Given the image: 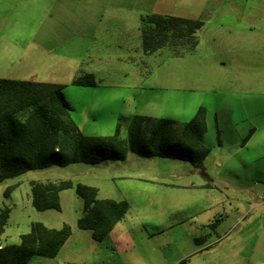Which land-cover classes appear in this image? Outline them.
<instances>
[{"label": "rangeland", "instance_id": "rangeland-1", "mask_svg": "<svg viewBox=\"0 0 264 264\" xmlns=\"http://www.w3.org/2000/svg\"><path fill=\"white\" fill-rule=\"evenodd\" d=\"M53 1L29 0L24 5V0H18L19 8L10 15L33 17L38 24L45 16L43 8ZM167 3L165 0L158 14L203 22L193 53L175 56L168 49L145 53L141 16L139 21L133 18L122 23L119 31L100 32L90 48L89 42L87 46L78 38L51 53L37 48L36 63L13 68V75L64 84L71 116L86 135H112L121 123L126 137V118L134 114L185 122L205 106L208 129L204 142L210 153L203 165L213 180L210 187H214L198 188V199L212 203L223 214L232 210L234 216H243L244 235H249V243L258 241V255L244 241L241 258L264 264V0ZM3 10L0 7V13ZM7 14L4 10L0 21ZM53 22H57L55 17ZM86 49L91 55L98 49L101 55L84 58ZM88 70L94 71L98 84L73 85V79ZM194 169L188 160L130 151L125 159L52 165L7 178L0 181V211L9 209L10 217L0 244L19 243L20 235L33 222L51 228L67 223L73 233L59 254L55 258L35 255L28 264H176L178 257L196 249L194 240L189 241V227L176 224L183 212L174 207L178 198L185 203L188 199L177 184L207 181ZM66 179L97 187L101 199L128 201L133 242L124 249L114 248L110 241H96L92 231L79 228L84 200L74 188L60 193V211L34 208L33 181ZM186 258L189 260L182 264H205L200 254Z\"/></svg>", "mask_w": 264, "mask_h": 264}, {"label": "trees", "instance_id": "trees-1", "mask_svg": "<svg viewBox=\"0 0 264 264\" xmlns=\"http://www.w3.org/2000/svg\"><path fill=\"white\" fill-rule=\"evenodd\" d=\"M202 26L203 22L197 18L142 16L143 49L147 54L163 49L175 56L193 53ZM72 83L85 87L98 84L92 72H82ZM64 88V84L56 82L0 78V181L52 165L125 159L130 151L146 157L188 160L200 168L210 153L204 142L208 129L205 106H200L192 119L185 122L134 114L126 118V137L122 136L121 123L112 135H86L71 116L72 107ZM70 188L84 200L78 227L92 231L98 241L104 240L130 209L128 201L101 199L97 187L71 179L33 181L34 208L60 211V193ZM9 217V209L0 211V236ZM72 233L67 223L61 228H51L33 222L30 230L20 235L19 243L0 245V264H28L35 255L55 258Z\"/></svg>", "mask_w": 264, "mask_h": 264}, {"label": "crops", "instance_id": "crops-1", "mask_svg": "<svg viewBox=\"0 0 264 264\" xmlns=\"http://www.w3.org/2000/svg\"><path fill=\"white\" fill-rule=\"evenodd\" d=\"M167 1L169 5L170 0ZM26 2L29 0H24V5L28 4ZM164 5L165 0H54L43 8L44 18L38 24H34L33 17L31 19L11 17V12L19 8L18 0H0L1 9L8 11L7 17L0 21V78L17 79L18 77L13 75L15 70L12 72V69H19L27 62L36 63L34 61L38 56V52H35L37 48L51 53L75 38L86 41L87 46L89 42L90 48L98 41L100 32L104 34L119 31L122 23L133 18L139 21L144 14H158L162 12L159 11L160 8L164 9ZM5 6L8 9L4 8ZM25 10L29 13L27 9ZM54 17L57 22H53ZM88 50L82 54L84 58L101 55L98 49H95L92 55ZM88 71L94 73L93 70ZM193 172L202 174L207 181H201L200 184L195 181L177 184L178 189L187 192L188 199L185 203L180 202L178 198L174 207L183 212L176 219V224L182 228L183 225L189 227V241L194 240L196 249L178 257L175 263L182 264L189 260L186 258L189 255L200 254L205 264H256L254 259L248 258L244 261L241 258L244 241L252 247L251 253L258 255V241L249 243L251 240L249 235H244L246 227L242 225L243 216H234L232 210L231 214H223L212 203L198 199V188L200 191L212 190L214 186L210 187V183L213 180L204 165L200 168L195 167ZM127 215L128 213L108 236L99 242L105 243L108 240L111 247L120 249L133 242L130 229L134 224L132 220H128ZM238 253L239 256L235 257Z\"/></svg>", "mask_w": 264, "mask_h": 264}]
</instances>
